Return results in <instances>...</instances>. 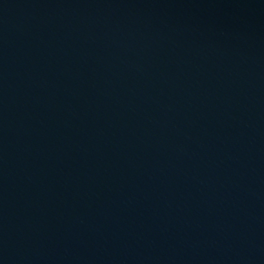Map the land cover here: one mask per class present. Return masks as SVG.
<instances>
[{
  "label": "water",
  "instance_id": "95a60500",
  "mask_svg": "<svg viewBox=\"0 0 264 264\" xmlns=\"http://www.w3.org/2000/svg\"><path fill=\"white\" fill-rule=\"evenodd\" d=\"M0 264H264V0H0Z\"/></svg>",
  "mask_w": 264,
  "mask_h": 264
}]
</instances>
